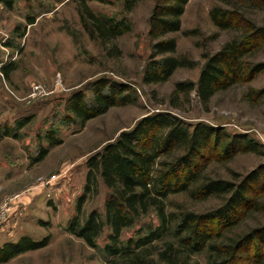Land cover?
<instances>
[{"label": "rangeland", "instance_id": "1", "mask_svg": "<svg viewBox=\"0 0 264 264\" xmlns=\"http://www.w3.org/2000/svg\"><path fill=\"white\" fill-rule=\"evenodd\" d=\"M154 2L10 0L9 5L0 2V127L33 117L18 138L5 137L0 142V204L5 197L20 194L13 207L15 212L0 227V245L22 236L35 239L51 236L46 247L2 264H130V255L109 258L105 253L109 228L97 239V247L92 248L70 233L67 226L76 214L84 219L93 209L104 213L109 190L102 179L98 193L88 195L80 213L77 212L86 184L87 160L107 141L132 128L146 115L171 112L189 125L205 122L231 134H247L264 151V96L252 91L264 89V71L249 83L217 92L207 104L199 100L196 91L174 94L178 82L198 81L204 54L219 50L239 33L233 29L219 30L210 16L213 7H233L236 0H190L182 15L181 30L166 37L177 40V50L170 55L188 58L194 65L177 68L165 82L148 84L143 82V74L152 51L148 29ZM86 7L97 16L125 17L131 30L112 39L97 38L90 31ZM241 7L258 24H264L263 10ZM218 31L216 39L209 38ZM251 60L264 61V46L252 54ZM8 65L14 67L9 77L3 74ZM105 76L133 85L138 100L126 106H113L81 126L79 121L69 118L72 114L66 108L67 99L77 90L90 99L91 82ZM38 84L50 93L34 96L33 87ZM49 130L55 131L63 142L51 147L48 155L37 162L35 156L40 147H49L45 138ZM262 163L264 154L238 153L229 161L212 160L203 174L235 181ZM53 174L58 175L56 180L48 186L41 184L40 178L49 179ZM258 198L264 202V194ZM222 201V197L194 199L188 193L172 194L167 211L176 215L186 211L205 213ZM159 222L152 208L132 227L123 230L122 240L143 235ZM261 225L264 209L248 214L226 236L238 237ZM166 241L180 244L174 234L166 237ZM164 245L156 242L143 253L149 264H177L188 258L206 264L210 254L205 250L192 256L181 254L170 263L159 262L157 251Z\"/></svg>", "mask_w": 264, "mask_h": 264}, {"label": "trees", "instance_id": "2", "mask_svg": "<svg viewBox=\"0 0 264 264\" xmlns=\"http://www.w3.org/2000/svg\"><path fill=\"white\" fill-rule=\"evenodd\" d=\"M189 1L155 0L149 16L148 34L153 43L143 74L144 83L165 82L177 68L194 65L188 58L170 55L177 50V40L166 37L181 30L182 15ZM0 2L10 4V0ZM237 3L264 11V0H236L233 7H213L210 16L215 26L239 33L219 50L204 54L205 63L198 81L178 82L174 94L196 91L199 100L207 104L217 92L249 83L264 71V61L251 60L252 54L264 46V24H258ZM86 10L90 31L99 39H112L131 30L125 17L97 16L88 7ZM218 36L219 31L209 38ZM13 69V65H8L3 74L9 77ZM252 91L264 96V89ZM90 93L88 99L86 93L77 90L67 99L66 108L72 114L69 118L79 121L81 126L113 106H126L138 100L133 85L106 76L91 82ZM32 118L24 117L14 125L0 127V142L5 137L18 138ZM45 138L49 147H40L35 156L37 162L48 155L51 147L63 142L53 130L47 131ZM247 152L264 154L263 146L247 134H231L205 122L189 125L171 112L146 115L88 158L86 184L77 212L80 213L88 195L98 193L99 179L109 190L105 210L101 213L93 209L84 219L76 214L67 230L96 248L97 239L109 228L105 253L109 258L130 255V264H149L143 253L156 242L165 243L157 251L159 262L170 263L181 254L192 256L207 250L210 254L206 264H242V261L264 264V225L238 237L226 236L248 214L264 209V202L258 198L264 194V163L235 181L203 174L212 160L229 161L238 153ZM179 193H188L194 199L222 197L223 201L205 213L186 211L176 215L167 211V201L172 194ZM152 208L158 214L159 224L143 235L123 241V230L132 227ZM170 234L179 239V246L166 241ZM50 241V235L7 241L0 245V264L42 249ZM177 264L199 263L188 258Z\"/></svg>", "mask_w": 264, "mask_h": 264}, {"label": "built area", "instance_id": "3", "mask_svg": "<svg viewBox=\"0 0 264 264\" xmlns=\"http://www.w3.org/2000/svg\"><path fill=\"white\" fill-rule=\"evenodd\" d=\"M50 92H47L44 90V87L40 84L34 85L33 87V94L34 96H43L46 94H49ZM58 178L57 174H53L49 179H43L40 178L41 184L44 186L50 185L54 180ZM20 197V194H14L5 197L3 202L0 204V227L2 228L4 223L9 220L11 217V214L15 212V209H13L15 202Z\"/></svg>", "mask_w": 264, "mask_h": 264}]
</instances>
